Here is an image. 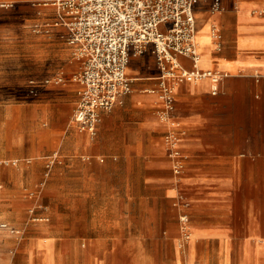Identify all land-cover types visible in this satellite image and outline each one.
Masks as SVG:
<instances>
[{
	"label": "crops",
	"instance_id": "1",
	"mask_svg": "<svg viewBox=\"0 0 264 264\" xmlns=\"http://www.w3.org/2000/svg\"><path fill=\"white\" fill-rule=\"evenodd\" d=\"M194 14L198 68L219 73L216 91L209 76L176 81L167 112L152 54L133 55L131 90L101 110L94 135L70 118L61 133L51 132L36 186L46 201L36 214L47 218L27 217L26 205L11 198L0 204V219L28 218L26 253L92 256L117 238L119 264H152L149 246L163 244L172 253L165 264H257L251 255L264 250L256 246L264 241V0H198ZM179 60L192 68L189 58ZM58 87L48 101L75 106L79 83ZM7 159L18 167L25 156ZM24 180L15 181L22 200L31 192Z\"/></svg>",
	"mask_w": 264,
	"mask_h": 264
},
{
	"label": "rangeland",
	"instance_id": "2",
	"mask_svg": "<svg viewBox=\"0 0 264 264\" xmlns=\"http://www.w3.org/2000/svg\"><path fill=\"white\" fill-rule=\"evenodd\" d=\"M37 2L38 0H0V204L7 198H11L15 206L21 207L20 204L24 203L26 215L30 218L37 213L36 210H41L46 205L45 200L38 199L39 191L36 190L45 169L44 155L47 151L41 152L51 132H62L74 107V103L66 107L62 100H48L53 94L59 93L61 89L58 86H69L72 76L78 70V62L74 61L61 36L63 28L52 27L50 32L41 29L46 21H51L52 11L48 6L42 7ZM212 6L213 2L210 8ZM146 52L152 54L155 67L158 68L152 50L147 49L144 53ZM133 55L130 54L129 62ZM60 75L63 79L56 82ZM31 80L34 83L30 84ZM47 94L50 96L46 97ZM12 155L25 156L23 164L18 167L12 164L7 159ZM21 163L19 159V164ZM21 175L28 179L24 180L26 184H31V190L28 188L31 192L23 196L24 200L17 193L15 183ZM5 207L0 205V211ZM29 208L34 209V214H30ZM1 221L20 227L22 233L14 234L0 229V264H23L27 260H43L45 264L52 260L51 264L120 263L117 238L104 246L102 252L92 256H89V251L68 250L66 253H56L54 259L49 260L47 256V261L46 254L31 255L22 248L28 218L21 224L5 218L0 219ZM263 245L264 241L256 242L257 249ZM149 248L152 264H165L166 258L172 255L170 246L166 244L158 245L157 250L153 245ZM256 257L251 255V263L263 262L264 250L257 251Z\"/></svg>",
	"mask_w": 264,
	"mask_h": 264
},
{
	"label": "built area",
	"instance_id": "3",
	"mask_svg": "<svg viewBox=\"0 0 264 264\" xmlns=\"http://www.w3.org/2000/svg\"><path fill=\"white\" fill-rule=\"evenodd\" d=\"M197 0H38L37 4L51 8V21L44 23L45 32L62 27L61 36L78 62L72 79L79 83L77 100L70 122L80 131L94 135L101 110H110L122 102L131 90V78L126 73L130 54L152 50L160 71V96L165 111L173 108V83L182 79L211 77V70L198 68L196 40ZM216 2L212 9H217ZM40 30V28H38ZM179 56L190 59L186 68ZM60 75L55 80H62ZM48 81V79L46 80ZM34 83L33 80L29 82ZM217 89L212 85V92ZM48 157V164L55 159ZM45 207V206H44ZM43 207V208H44ZM30 209V214H34ZM32 219H46L35 215ZM0 229L21 234L22 229L1 221Z\"/></svg>",
	"mask_w": 264,
	"mask_h": 264
},
{
	"label": "bare ground",
	"instance_id": "4",
	"mask_svg": "<svg viewBox=\"0 0 264 264\" xmlns=\"http://www.w3.org/2000/svg\"><path fill=\"white\" fill-rule=\"evenodd\" d=\"M210 31H212V29H210ZM213 33H214L213 36H215V32H213ZM196 40H197V38H196ZM197 43H198V41H197ZM199 60H200V54H199L198 64H199ZM212 73H214L213 76H214L215 78L220 76L218 72L212 71Z\"/></svg>",
	"mask_w": 264,
	"mask_h": 264
}]
</instances>
